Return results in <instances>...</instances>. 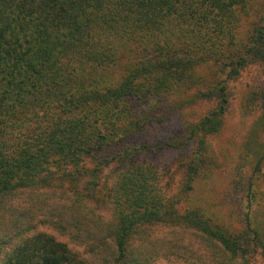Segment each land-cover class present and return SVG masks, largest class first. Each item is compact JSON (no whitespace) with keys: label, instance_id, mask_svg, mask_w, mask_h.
Instances as JSON below:
<instances>
[{"label":"trees","instance_id":"16d2710c","mask_svg":"<svg viewBox=\"0 0 264 264\" xmlns=\"http://www.w3.org/2000/svg\"><path fill=\"white\" fill-rule=\"evenodd\" d=\"M244 2L0 0V264L264 262V86L239 230L182 208L225 126L229 83L264 61V26L246 46L236 33ZM199 104L211 109L183 138L138 142ZM192 143L172 195L148 157Z\"/></svg>","mask_w":264,"mask_h":264},{"label":"rangeland","instance_id":"374dc122","mask_svg":"<svg viewBox=\"0 0 264 264\" xmlns=\"http://www.w3.org/2000/svg\"><path fill=\"white\" fill-rule=\"evenodd\" d=\"M237 15L240 23L236 33L243 45L251 43L252 32L264 26V0H245L243 6L238 8ZM209 71L203 68V73ZM264 86V61H252L241 75L229 83L230 106L225 117V126L221 133L209 137L206 159L208 171L206 175L199 174L194 184V190L182 208H196L207 217L225 225L230 230H239L243 202L246 196L248 180L251 175L250 166L245 163V143L252 132L259 116V93ZM178 100V99H174ZM211 109L210 104H199L187 107L175 113L173 119L160 125H154L138 142L148 143L152 146L166 144L167 142L183 138L185 129L198 121ZM253 143L256 144L263 138L258 133L254 134ZM195 144L192 143L185 150H163L159 154L148 157L160 171L165 174L170 192L175 195L183 180V164L194 158ZM258 189L259 209L264 214V179ZM41 231L53 234L59 241L65 242L73 251H82L81 248L70 243L60 234L46 230ZM35 232L23 236L24 240ZM164 230H155L153 236L162 237ZM165 264V263H159ZM256 264H264L257 259Z\"/></svg>","mask_w":264,"mask_h":264}]
</instances>
